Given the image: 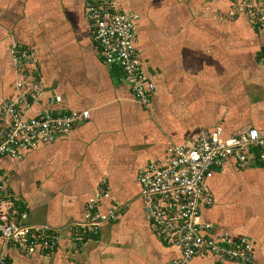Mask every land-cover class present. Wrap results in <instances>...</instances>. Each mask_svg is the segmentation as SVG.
Returning <instances> with one entry per match:
<instances>
[{"label": "crops", "instance_id": "crops-1", "mask_svg": "<svg viewBox=\"0 0 264 264\" xmlns=\"http://www.w3.org/2000/svg\"><path fill=\"white\" fill-rule=\"evenodd\" d=\"M98 1L0 0V105L16 95L11 45L17 43L33 52L29 71L42 86L26 116L44 110L89 115L67 136L20 149L18 160L1 159L0 211L61 230L52 253L7 247L11 264L179 260V248L160 239L147 219L138 173L202 131L219 126L224 137L249 128L264 132V28L236 10L241 0H116L134 19L136 48L154 83L147 106L100 57L86 16ZM56 97L59 103L51 101ZM257 152L247 168L228 158L210 169L205 182L212 204L200 216L209 225L205 235L247 238L253 261L221 262L200 252L190 264H264V163ZM103 182L101 210L122 209L75 244L68 226L84 219L87 201Z\"/></svg>", "mask_w": 264, "mask_h": 264}, {"label": "built area", "instance_id": "built-area-1", "mask_svg": "<svg viewBox=\"0 0 264 264\" xmlns=\"http://www.w3.org/2000/svg\"><path fill=\"white\" fill-rule=\"evenodd\" d=\"M236 10L247 14L257 28H264V0H241ZM92 27V37L100 57L106 65L116 66L120 81L125 83L142 106L150 103L154 92L151 76L145 72L135 43L133 17L119 8L116 0H99L86 9ZM12 61L19 78L15 82L14 98L0 105V161L8 156L20 159V149H34L40 144H51L67 136L72 127L89 118L87 112H59L44 110L35 117H27L28 107L37 100L42 86L30 71L33 52L17 43L11 45ZM59 103L56 97L51 100ZM258 150L257 159L264 163V132L255 128L244 133L224 137L221 127L202 131L187 144L176 145L164 161H152L137 175L141 199L147 219L155 234L179 248L181 257L166 264H190L197 253L207 252L219 261L250 263L253 261L251 242L242 237L232 240L228 234L216 238L205 235L209 225L200 222L201 210L212 204L205 178L213 166L233 158L239 167L250 166L252 150ZM104 183L85 205L83 220L69 224V237L75 244L97 234L99 226L112 221L121 211L114 204L103 212L100 198ZM0 180V195L2 191ZM24 215L21 216V219ZM61 230L47 225L26 224L19 217L0 211V264H11L5 249L9 246L24 252L55 251Z\"/></svg>", "mask_w": 264, "mask_h": 264}, {"label": "trees", "instance_id": "trees-1", "mask_svg": "<svg viewBox=\"0 0 264 264\" xmlns=\"http://www.w3.org/2000/svg\"><path fill=\"white\" fill-rule=\"evenodd\" d=\"M111 66H114V65H111ZM21 211H23V208L22 207L19 208V213H22Z\"/></svg>", "mask_w": 264, "mask_h": 264}]
</instances>
